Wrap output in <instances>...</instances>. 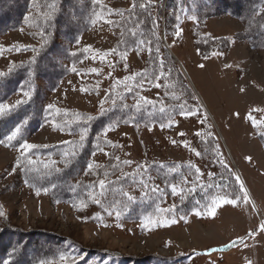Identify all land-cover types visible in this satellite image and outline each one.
Segmentation results:
<instances>
[{
    "label": "rangeland",
    "instance_id": "obj_1",
    "mask_svg": "<svg viewBox=\"0 0 264 264\" xmlns=\"http://www.w3.org/2000/svg\"><path fill=\"white\" fill-rule=\"evenodd\" d=\"M150 1L161 3L162 7L166 2ZM98 2L104 9L97 14L93 26L71 46V53L80 55L76 64L70 66L69 74L56 90L45 92L44 104L53 106V118L26 141L37 145L36 148L60 145L75 138L65 132L64 121L58 119L70 117L69 121H76L81 115L93 116L107 109L108 91L122 83L130 88L133 79L129 77L134 78L144 64L142 52L132 51L124 65L118 67L110 54L120 36L117 11L128 8L130 0ZM250 14H246L247 22L228 16L208 20L205 34L212 38L225 37L231 45L227 54L217 52L209 58H202L195 47L192 16L183 20L171 37L162 31L163 49L187 83L165 98L157 96L155 91L139 89V97L131 98L129 104L147 100L150 103H145L146 106L151 105L155 113H162L161 109H177L158 123L106 130L101 138L107 146L91 158L90 164L95 167L83 177L86 183L93 184L100 178L96 172L101 175L103 166L111 168L119 163L129 166L114 177L147 163L188 164L192 162L194 136L208 129L207 133L216 141L220 163L222 160L221 164H226L231 172V185L217 177L214 172L217 168L203 169L196 163L199 173L195 170L193 179L190 174L178 177L145 221L129 222L122 220L121 215L117 218L113 210L96 209L94 199H90V206L86 201L58 204L52 203L44 193L31 192L20 184L17 172L11 168L20 152L0 146V212L3 213L0 229L6 226L24 232L53 234L71 240L83 251L118 253L131 261L146 260L147 264H157L154 259L163 261L162 264H264V231L260 228L264 225V111H253L264 109V36L254 41L259 46L256 49L234 39L238 32L248 29L253 33L258 29L254 26L255 15ZM35 16H39V10L34 6L18 29L0 37V72L5 74L30 61L42 45L34 28ZM85 48L91 50L86 52ZM73 67L76 72L72 71ZM41 89L45 88L41 86ZM25 98L19 92L6 104L12 106ZM250 114L256 121L255 127L248 118ZM205 116L207 120L202 123ZM210 180L220 183V188L212 193L216 204L212 201L206 208L200 207L183 216L173 214L178 202L194 189L192 184L200 186ZM241 182L248 193V202L242 199ZM173 186L176 193L172 192ZM237 198L240 200L236 206L222 203L223 199ZM212 209L214 217L209 214ZM149 219L153 222L146 224ZM232 241L237 242L236 246L225 247ZM113 260L119 264L118 259ZM70 263L60 260L48 264Z\"/></svg>",
    "mask_w": 264,
    "mask_h": 264
},
{
    "label": "trees",
    "instance_id": "obj_2",
    "mask_svg": "<svg viewBox=\"0 0 264 264\" xmlns=\"http://www.w3.org/2000/svg\"><path fill=\"white\" fill-rule=\"evenodd\" d=\"M263 2L264 0H254L252 3H244L243 0H166L162 7L161 3L149 0H130L128 8L117 11L123 14H118L120 36L110 54L118 67L120 64L124 65L132 51L144 53V64L134 76L131 87L125 88L126 84L123 83L114 85L105 97L109 107L91 116L93 119L87 123L83 118L89 115L85 114L76 121H69L70 117L58 119L64 121L65 132L75 138L60 145L32 149L27 153V158L33 163L27 164L21 162L24 158L21 156L20 145L53 118V110L44 104L45 92L56 90L69 74L70 66L76 64L80 55L71 53V46L93 26L97 14L104 7L97 0H0V37L18 29L34 6L39 10V16H35L33 20L42 45L36 49L30 61L0 77V103L6 104L19 92L31 93V99L26 97L23 103L15 104L11 111L0 116V146L20 152L11 165L17 172L20 184L33 193H44L52 203L86 201L90 206L89 201L94 197L95 201H99L94 205L96 209L102 212H119L122 220L129 222L145 221L146 215L151 214L164 194L170 192L175 180L187 174L194 178L195 166H202L203 169L217 168L212 171L231 185V172L220 163L215 151L216 141L212 134L207 133L208 129H203L199 132L200 135L194 136L190 164L147 163L142 168H132L123 176L114 177L122 168L129 166L119 163L111 168L103 166V171L101 167V175L99 171L96 172L100 178L93 184L86 183L83 177L90 172L88 166L91 158L107 146L101 138L106 130L117 126L158 123L161 118L168 117L177 109L173 107L172 110L164 109L162 113H155L149 104H129L131 98L139 97V89L155 91L157 96L165 98L178 86L184 87L187 83L177 64L163 49L162 31L166 37H171L174 29L188 16H192L195 47L202 58H209L217 52L227 54L231 45L230 40L225 37L212 38L205 34L208 20L228 16L247 22L246 14L251 13L255 15L254 26L258 27L257 31L251 33L248 29L243 30L236 33L234 39L247 44L250 49H256L259 46L254 41L264 36V8L260 9ZM141 4L148 6L141 7ZM41 86L45 88L44 91ZM17 128H20V132L14 140L9 141L8 137ZM84 128L88 131L83 147L74 149L73 146L79 143V133ZM73 150L76 151L75 156H65V153ZM197 152L200 155H196ZM65 160L69 161L67 165ZM101 180L105 183L103 195L99 187ZM213 180L200 186L192 184L194 189L188 194L185 189L187 197L184 196L178 202L173 214L187 215L211 204L215 200L212 193L220 188V183H213ZM124 193L134 199L129 201ZM237 194H240L239 190ZM61 256L67 257L66 261H70V264L72 257L77 258V264L103 261L114 264L113 259H118L119 262L116 263L119 264H147L146 260L131 261L118 253L83 251L71 240L53 234L24 232L6 226L0 229V264H48L59 262ZM154 260L157 264L163 263L159 259Z\"/></svg>",
    "mask_w": 264,
    "mask_h": 264
},
{
    "label": "snow or ice",
    "instance_id": "obj_3",
    "mask_svg": "<svg viewBox=\"0 0 264 264\" xmlns=\"http://www.w3.org/2000/svg\"><path fill=\"white\" fill-rule=\"evenodd\" d=\"M97 2H98V0H97ZM149 2H150V0H149ZM140 6H141V7H147L148 5H147V4H141ZM133 7H135V4L133 5ZM118 14H119V15H123L122 13H118ZM106 22H110V21H106ZM179 35H180V32L178 31V32H177V36H179ZM90 50H91L90 48H85V49H84V51H86V52H87V51H90ZM33 51H35V50H33ZM104 55L106 56L107 53H105ZM102 58H103V57H102ZM33 62H35V61L33 60ZM200 67L203 68L204 65H200ZM9 71H11V69H9ZM72 71H73V72H76V68L73 67ZM93 71H97V70L93 69ZM97 74H98V72H97ZM3 75H4V73L0 72V77H2ZM129 79H133V77H129ZM156 86L159 87V84H157ZM82 91H83V89H82ZM241 91H243V89H241ZM23 95H24L25 97H27L28 99H31V93H30V92H27V91H26V92L23 93ZM144 102H145V103H150V102L147 101V100H145ZM21 103H23V101H17V102H16V105H19V104H21ZM16 105L9 106V105H7V104L0 103V116L4 115V114H5L6 112H8V111H11V109H12L13 107H15ZM48 107L51 109L53 106H52V105H49ZM101 109H102V106H101ZM58 111H59V110L57 109V112H58ZM161 111H163V109H161ZM253 111H264V109H254ZM248 118H249L250 120H252L253 126L255 127V126H256V121L253 120L251 114L249 115ZM92 119H93V117H91V116H87V117H84V118H83V120L85 121V123L91 121ZM206 120H207V117L205 116V117L203 118V120H202V123L205 122ZM87 131H88L87 128H84V129L79 133V143L73 146L74 149H75V148H78V147H83V142H84V141L86 140V138H87ZM19 132H20V128H17V129L12 133V135L8 137V140H9V141L14 140ZM180 135L183 136L184 133H180ZM196 135H200V133L198 132V133H196ZM173 143L175 144L176 141H173ZM187 146H188V145L185 144V147H187ZM36 147H37V145H34V144H29V143H27V142L22 143V144L20 145V151H21V156L24 158V161H21V162H26L27 164H32L33 161L27 158V153L30 152L32 149H34V148H36ZM98 147H99V145H98ZM69 155H71V156H75V155H76V151L73 150L71 153H65V156H69ZM196 155H200V153L197 152ZM117 159H119V158L117 157ZM247 159H248L249 161L251 160L250 157H248ZM64 163H65V165H67V164L69 163V161H68V160H65ZM221 163L223 164V161H222V160H221ZM18 166H19V163H18ZM45 167H47V165H45ZM88 167H89V169L91 170L93 167H95V165H93V164H89ZM224 167L227 168L228 166H227L226 164H224ZM196 171H197V173H199V169H196ZM236 179H237V181L239 182V177H238V176L236 177ZM99 187H100V189H101V195H103V189L105 188V183H104L103 180L99 181ZM153 190L155 191V189H153ZM44 191L47 192V189H45ZM172 192H173V193H176V192H177V189H176L175 186L172 187ZM240 192L243 193V197H242L243 201H244V202H248V200H249L248 193H247V191H246V189H245V187H244V185H243L242 182L240 183ZM37 194H39V193H37ZM124 195L127 197V199H128L129 201H131V200L134 199V198H133L131 195H129L128 193H124ZM93 199H95V198L93 197ZM239 200H240V198H237V199H223V200H222V203H224V204H230V205L236 206V205L239 203ZM96 202L99 203L98 200H96ZM81 203L83 204V201H81ZM216 203H217V201H216V200H213V204H216ZM110 214H111V213H110ZM209 214L212 215V216L214 217V216H215V210H214V209L210 210V213H209ZM0 215H3V213L0 212ZM196 215H200V213L197 212ZM116 216H117V218H119L120 213L117 212V213H116ZM152 222H153V221H151V219H149L148 221H146V224H147V223H152ZM173 222H174V221H173ZM260 228H261L262 231H264V225H261ZM236 243H237L236 241H232V243H231L230 245H226L225 247H233V246H236ZM60 259H61V260H66V259H68V258H67V257H64V256H61ZM81 259H83V257H81ZM71 260H72V264H77V258H76V257H72Z\"/></svg>",
    "mask_w": 264,
    "mask_h": 264
},
{
    "label": "water",
    "instance_id": "obj_4",
    "mask_svg": "<svg viewBox=\"0 0 264 264\" xmlns=\"http://www.w3.org/2000/svg\"><path fill=\"white\" fill-rule=\"evenodd\" d=\"M172 58L174 59V57L172 56Z\"/></svg>",
    "mask_w": 264,
    "mask_h": 264
}]
</instances>
